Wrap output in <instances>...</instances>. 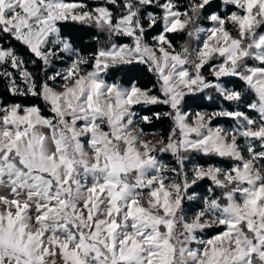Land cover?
Masks as SVG:
<instances>
[{"label":"snow or ice","instance_id":"6c2138e0","mask_svg":"<svg viewBox=\"0 0 264 264\" xmlns=\"http://www.w3.org/2000/svg\"><path fill=\"white\" fill-rule=\"evenodd\" d=\"M0 264H264V0H0Z\"/></svg>","mask_w":264,"mask_h":264},{"label":"trees","instance_id":"16d2710c","mask_svg":"<svg viewBox=\"0 0 264 264\" xmlns=\"http://www.w3.org/2000/svg\"><path fill=\"white\" fill-rule=\"evenodd\" d=\"M140 78H141V80L143 81V82H147V81H150V76L149 75H147V74H142L141 76H140ZM161 110H165V109H163V108H161ZM161 127H165V126H161ZM165 159H170V157H165Z\"/></svg>","mask_w":264,"mask_h":264}]
</instances>
